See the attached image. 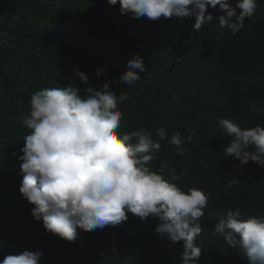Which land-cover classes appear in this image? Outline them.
<instances>
[{
    "label": "trees",
    "instance_id": "trees-1",
    "mask_svg": "<svg viewBox=\"0 0 264 264\" xmlns=\"http://www.w3.org/2000/svg\"><path fill=\"white\" fill-rule=\"evenodd\" d=\"M258 3L244 29L233 35L215 24L218 13L212 8L211 24L194 32V18H185L183 26L176 19L132 18L106 0H0V260L42 250L39 264H178L181 244L167 248V238L154 231L155 219L140 221L129 213L115 227L78 229L77 238L67 242L45 233L18 192L20 162L11 154L23 147L27 130L19 117L28 112L30 94L70 82L82 94L88 86L98 90L128 70L133 53L145 60L146 71L136 70L141 79L134 87L112 85L129 97L119 105L124 120L117 134L147 128L158 139L155 129L166 126L169 136L190 135L183 156L161 141L151 167L187 169L178 185L210 194L197 238L200 264H248L241 250L212 230L229 209L239 208L242 218L264 216V169L222 157L230 138L217 126L221 117L242 127L264 126V115L249 111L264 107V0ZM98 66L106 77L95 76ZM76 67L89 77L87 85L73 72ZM233 178L238 183L225 189Z\"/></svg>",
    "mask_w": 264,
    "mask_h": 264
},
{
    "label": "clouds",
    "instance_id": "clouds-1",
    "mask_svg": "<svg viewBox=\"0 0 264 264\" xmlns=\"http://www.w3.org/2000/svg\"><path fill=\"white\" fill-rule=\"evenodd\" d=\"M109 6L119 5L121 15L157 21L176 19L181 26L185 18H194L192 31L211 24L214 17L219 29L236 35L245 27V20L260 8L258 0H106ZM239 10V11H238ZM207 13V14H206ZM127 71L111 81L105 80L97 90H83L73 83L61 87H45L30 94L27 114L19 119L27 130L23 147L11 155L18 159L22 179L18 192L32 206L30 215L41 222L46 234L73 242L78 229L93 231L115 227L128 220V214L145 221H157L154 231L169 241L167 248L180 243L178 264H200L202 247L197 238L203 231L201 218L208 207L210 194L199 187L187 191L178 185L187 169L177 173L154 170L151 162L167 140L176 155L183 156L192 137L165 127L139 128L117 134L124 120L119 105L128 100L112 85L134 87L146 71L139 54H129ZM73 72L82 84L89 77L78 67ZM97 78L106 77L102 66L94 69ZM249 111L264 115V107L254 105ZM221 133L229 137L222 148L224 158L231 157L243 166L250 161L264 169V126L242 127L231 118L217 120ZM238 180L225 184L231 189ZM213 236L223 238L232 249H239L248 264H264V216L242 218L239 208L227 210L213 226ZM112 252L118 257L116 246ZM42 250H24L6 255L0 264H39Z\"/></svg>",
    "mask_w": 264,
    "mask_h": 264
}]
</instances>
